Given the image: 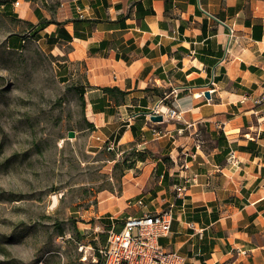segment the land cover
<instances>
[{"label":"crops","instance_id":"1","mask_svg":"<svg viewBox=\"0 0 264 264\" xmlns=\"http://www.w3.org/2000/svg\"><path fill=\"white\" fill-rule=\"evenodd\" d=\"M21 4L16 19L60 56L61 78L82 92L96 137L117 156L148 152L125 176L123 197L171 208L160 246L183 264H264V0ZM244 94L263 99L240 103ZM155 107L175 117L152 122ZM230 149L237 167L225 163Z\"/></svg>","mask_w":264,"mask_h":264},{"label":"rangeland","instance_id":"2","mask_svg":"<svg viewBox=\"0 0 264 264\" xmlns=\"http://www.w3.org/2000/svg\"><path fill=\"white\" fill-rule=\"evenodd\" d=\"M31 32L0 7V264H90L110 217L117 227L134 213L124 181L141 150L117 156L96 140L59 55L31 37L8 47Z\"/></svg>","mask_w":264,"mask_h":264},{"label":"built area","instance_id":"3","mask_svg":"<svg viewBox=\"0 0 264 264\" xmlns=\"http://www.w3.org/2000/svg\"><path fill=\"white\" fill-rule=\"evenodd\" d=\"M20 4V0H15L12 6L17 8ZM232 34L233 29L229 27V37ZM262 99L263 95L253 97L251 94H244L240 103L251 101L253 104H258ZM164 113L163 118L167 120L175 117L174 110L167 109ZM157 114L160 112L155 107L147 116ZM96 140L102 142L109 151L115 149L114 143L109 140L102 141L99 137H96ZM225 163L229 167L239 165L234 150H229ZM188 184L189 180L185 179L183 185L175 187L176 194L182 195L185 185ZM128 204L135 208L134 213L123 218L119 230H117L119 225L115 226L116 218L110 217V222L106 226V242L96 250L97 255L95 254L90 264H99L98 260L100 264H183V257L178 252L168 251L158 243L160 237L167 236L170 232L171 208L152 211L143 203V198L129 201ZM96 230L100 231V226H97Z\"/></svg>","mask_w":264,"mask_h":264},{"label":"trees","instance_id":"4","mask_svg":"<svg viewBox=\"0 0 264 264\" xmlns=\"http://www.w3.org/2000/svg\"><path fill=\"white\" fill-rule=\"evenodd\" d=\"M15 0H0V7L3 9V12L5 15L9 16V17H12L13 19H16V15L15 14H10V6H12L13 2ZM25 1H28V2H34L35 0H25ZM36 12V10H35ZM15 15V16H14ZM13 37H20L21 40H20V47H23L24 43H25V40L27 39V37H31L33 40H34V37H35V34H28V36H17V34H15L14 36L10 37L7 39V45L10 49L12 50H19V48H13V46H10V44H8V40L13 38ZM79 92L80 96H83L82 95V92L80 91H77ZM104 92L107 93V94H114L117 93L118 95L120 96H123L125 93L124 92H121L119 91L117 88H104ZM134 149V148H133ZM148 152L143 150V151H136V154H135V157L134 159L132 160V163L129 164L128 166H126L127 170H131V169H134L135 165L137 162H142L146 159V157H148ZM164 160H167L166 158ZM158 171V170H157ZM156 171V172H157ZM120 229V225L119 227L117 228V230ZM105 242V240H104ZM97 255V253H96ZM98 263L100 264V260H98Z\"/></svg>","mask_w":264,"mask_h":264},{"label":"water","instance_id":"5","mask_svg":"<svg viewBox=\"0 0 264 264\" xmlns=\"http://www.w3.org/2000/svg\"><path fill=\"white\" fill-rule=\"evenodd\" d=\"M204 97L209 99L210 98V94L208 91L204 92ZM149 120L152 122H162L163 121V116L161 114H157V115H151L149 117ZM68 138H73L74 137V132L70 131L68 132Z\"/></svg>","mask_w":264,"mask_h":264}]
</instances>
